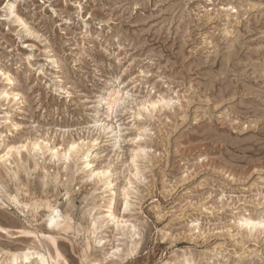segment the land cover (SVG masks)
Instances as JSON below:
<instances>
[{"label": "rangeland", "instance_id": "1", "mask_svg": "<svg viewBox=\"0 0 264 264\" xmlns=\"http://www.w3.org/2000/svg\"><path fill=\"white\" fill-rule=\"evenodd\" d=\"M28 252L264 264V0H0V264Z\"/></svg>", "mask_w": 264, "mask_h": 264}, {"label": "bare ground", "instance_id": "2", "mask_svg": "<svg viewBox=\"0 0 264 264\" xmlns=\"http://www.w3.org/2000/svg\"><path fill=\"white\" fill-rule=\"evenodd\" d=\"M35 147H38V145L37 144L33 145V148H35ZM73 149H74V147L72 145L70 147V149L68 150L67 154H64V157L65 156L68 157L69 156V153ZM54 151L55 150H53V152ZM6 156H8V153H6ZM82 165L84 167L83 170L88 169V168L91 169L93 167L92 164H91L90 156L87 155L84 158ZM36 168H37V166L34 165L33 170L35 171ZM95 171L96 170H90L89 171V176H93L94 175L95 178L96 177H99L100 175L103 176V172L102 173H96ZM19 175H20V173H19ZM73 177H75V176H73ZM109 181L105 183V185L107 186V188L111 184ZM112 188H113V186H112ZM117 195L118 194L116 193L115 190H110L108 192V194H107V198H108L107 202L109 204H108V206H106V208L108 210V215H106L104 217H101L103 219L102 221H100L101 218H97V217L89 218L88 219V223H87V227L85 229L86 233L88 232L89 234L94 235L97 232H99V230L105 228L107 226V217L110 219V221L116 219V217L113 215V212L110 213L109 210L111 208V205H112L113 201H115ZM31 200H30V198H26L22 202L17 201V200H15V202H16V205H18V206L21 207V211H22L23 215L25 214V215H30L31 217H33V216H36L37 215L38 210L41 208V205L37 201L33 202L31 205L28 204V202L31 201ZM126 204H127V202L124 203V207L126 206ZM45 208H46L47 216H46V219L44 221V226L46 227L45 228V231L47 232V234L45 235V233H41V235H44V237H42V238H44V240L47 241L49 244L53 245V249H51V251L53 250L52 253H53L54 256H52V258L55 259L56 258L55 255H57L60 258H62L63 261H65L63 259V256H62L61 252H60V250L62 249V248L60 249V247L61 246L64 247V244H62V243L61 244H57V242L55 240V236L56 235H59L62 238H64V239L66 238L67 239V238H69V235L70 234H73V236L76 237L77 233L74 232V226H72V224H74L73 223V219L68 214V210H66V212L63 214V213H61V211L57 207H55L54 205H51V204H47L45 206ZM23 210H26V212H24ZM250 224L252 226H254L257 223L251 221ZM27 232L28 231H23V233H27ZM21 234H22V232H21ZM95 244H97V245L101 244V240H98L97 242L94 241V245ZM134 245H135V243H132L131 244L130 249L128 250V255L133 254ZM90 249H92V247L90 246L89 239H87L86 249L85 250L88 251ZM30 255L31 254L28 252V253L23 254L21 256H18V255L11 256L12 258L9 260V262L7 264H27L28 262H30V264H48V258L46 257V255L44 253H39L38 252L35 257H31ZM90 264H96V262L95 261H92Z\"/></svg>", "mask_w": 264, "mask_h": 264}]
</instances>
